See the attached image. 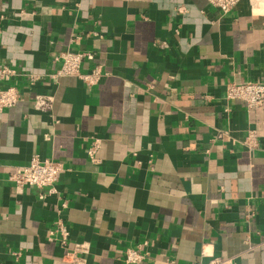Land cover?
I'll use <instances>...</instances> for the list:
<instances>
[{"label":"crops","instance_id":"1","mask_svg":"<svg viewBox=\"0 0 264 264\" xmlns=\"http://www.w3.org/2000/svg\"><path fill=\"white\" fill-rule=\"evenodd\" d=\"M66 50L94 55L82 70L100 66L98 84L52 77ZM2 65L21 99L0 113L1 263L66 264L45 239L61 219L68 247L90 245L84 264L138 246V264H264V105L224 99L229 80H264V0H0ZM36 154L65 170L17 191L10 174Z\"/></svg>","mask_w":264,"mask_h":264},{"label":"built area","instance_id":"2","mask_svg":"<svg viewBox=\"0 0 264 264\" xmlns=\"http://www.w3.org/2000/svg\"><path fill=\"white\" fill-rule=\"evenodd\" d=\"M210 7L223 12L233 9L239 0H207ZM179 10L182 11V8ZM94 55L89 52L66 50L60 53L56 60L61 62L60 68L52 75L53 78L62 76H76L87 86L98 84L104 76L100 66H95L89 71H83L82 65L85 60H91ZM18 74L15 67L9 65L0 66V113L15 106L21 99L16 85L11 84L12 77ZM35 79V77H31ZM224 99L226 101H241L248 108L264 105V80H229L225 84ZM53 107V97L45 94H37L34 98V108L38 111H50ZM241 145L249 152L259 148L258 132L250 128L245 137L240 141ZM100 139L94 138L88 155L92 159L99 147ZM65 170L64 163L51 158L34 155L26 165L18 166L11 174L10 179L14 182L17 191H23L26 187H44L53 185L60 174ZM68 226L58 219L54 226L47 230L46 241L59 243L66 248L63 260L66 264H84L90 254V245L83 241L74 242L68 247L71 240ZM18 254V253H16ZM19 255V254H18ZM148 253L141 246L128 247L124 250V264H138L144 261ZM168 264H176L174 259H167ZM233 257L210 255L207 260L197 264H234ZM0 264H3L0 262Z\"/></svg>","mask_w":264,"mask_h":264}]
</instances>
